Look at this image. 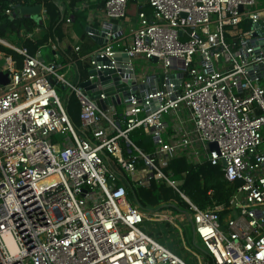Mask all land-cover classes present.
Wrapping results in <instances>:
<instances>
[{
	"label": "built area",
	"instance_id": "2783aa9c",
	"mask_svg": "<svg viewBox=\"0 0 264 264\" xmlns=\"http://www.w3.org/2000/svg\"><path fill=\"white\" fill-rule=\"evenodd\" d=\"M55 1L69 5L67 25L85 13V37L102 33L103 43L62 60L50 39L30 53L0 37V264H188L144 229L176 228L172 216L132 202L126 179L139 200L150 180L173 188L212 264H264V0ZM131 1L137 24L126 29ZM133 60L157 67L137 72ZM73 63L85 80L78 67L77 83L66 78ZM56 84L77 99V127ZM178 158L219 167L233 187L227 202L194 204L169 173Z\"/></svg>",
	"mask_w": 264,
	"mask_h": 264
},
{
	"label": "trees",
	"instance_id": "16d2710c",
	"mask_svg": "<svg viewBox=\"0 0 264 264\" xmlns=\"http://www.w3.org/2000/svg\"><path fill=\"white\" fill-rule=\"evenodd\" d=\"M100 1V2H99ZM98 5L103 3V0H99ZM43 4L47 13V23L46 27L37 26L36 23L28 17H22L16 19H10L4 14L6 8L12 10L23 7V6H34L37 4ZM74 3V1H72ZM94 3H92L93 5ZM146 13H150L149 10L144 9ZM57 7L54 0H0V37H3L10 41L11 43H16L18 46H24L28 49L30 53H34L38 46L43 44V41L48 40V36L51 34L52 37L57 35L56 33V23L57 20ZM85 14L83 12H75L73 14V21L76 22L79 28H82V23H84ZM35 27L42 29L41 34H33L31 38H27L23 35L24 33H29L34 30ZM228 31L234 28H226ZM5 52L9 51L5 47H1ZM74 97L75 101L77 99L72 93L70 98L66 99V109L74 121V109L73 101L71 98ZM78 103V102H77ZM79 106V105H78ZM130 139L132 142L146 151H150L152 146L149 139L143 135L141 130H134L130 133ZM169 173L173 179L181 181L180 190L188 196V198L200 208H205L212 205V203H226L229 195L231 194L233 187L228 184L222 177V173L219 167L210 166L208 164L192 165L187 163L183 158L175 159L171 162L169 166ZM154 180H150L149 185L146 189V194L150 195V201H161L159 200V192H157L156 187L153 185ZM156 183V182H155ZM126 184L128 186L127 193L128 198L134 202L137 201L141 207L146 208V202L144 199H137L135 196V191L131 187L129 180L126 179ZM156 185H163L156 183ZM168 188L167 186H165ZM144 192V190H143ZM179 201L185 206V203L177 196ZM166 201V200H162ZM175 209V208H174ZM156 225V226H155ZM144 229L158 241L164 243L169 249L178 253V251L172 246L168 245L162 239L163 236L169 235L172 237L170 232L174 230V227L169 222H144ZM152 229L155 230V234H152ZM158 233L162 235V238L158 237ZM169 238V237H168Z\"/></svg>",
	"mask_w": 264,
	"mask_h": 264
},
{
	"label": "rangeland",
	"instance_id": "374dc122",
	"mask_svg": "<svg viewBox=\"0 0 264 264\" xmlns=\"http://www.w3.org/2000/svg\"><path fill=\"white\" fill-rule=\"evenodd\" d=\"M128 8H129V6H128ZM136 20H137L136 15L132 14L129 10V13L122 20V23L125 26V28L128 29L129 27L135 26ZM37 32H38V34H41L42 29L40 28V30ZM37 32H36V34H37ZM74 35L76 37H78L80 35V31L74 30ZM48 38H50V41L53 42V37L51 36V34L48 36ZM47 41L46 42L43 41V45L46 44ZM12 44L17 45L16 43H12ZM42 51H43V53L49 52V48H43ZM7 52L9 54L15 56V54L11 50H9ZM133 64L135 67V71H137V72L140 70H146L147 72H149V71H152L153 68L157 67V65L155 63H152L150 61L145 62L142 60H140V61L133 60ZM78 71L80 74V81L85 80L86 75H87L86 74L87 71H85V69H82L80 64H78ZM71 72L73 74H76L75 73L76 71L74 68H71ZM67 74L68 75L66 76V78L71 80L69 73H67ZM71 81L73 83H77L76 79H72ZM54 88L56 90L57 95L66 104V99L70 98L71 94H72L70 92V90L67 88H62L61 84H56L54 86ZM71 101H73V109H74V116H73L74 121H73V123L77 127L79 125V120H78L79 106H78V103L75 101L74 97L71 98ZM155 182L153 185L156 187L157 192H159L160 196L158 199L161 201L151 202L150 201V195L146 194V189H144V188H138L137 192L139 193L140 197L142 199H144V201L146 202V205H149L152 207V210H150V212H153L155 214H157V213L163 214V215H166L168 218H169V216H172V218H169V219L173 223H175L177 227L174 228V230H172L170 232V234L172 236L171 238L169 235H165V236H163L164 238L162 240L164 242H167L166 240H168L167 244L172 246L173 248H175L178 251V254L183 256V259L188 264H197V262L191 256V253L189 251H186L185 248L192 250L195 253H197L201 257L202 264H204L205 262H207L208 264H212L211 259L200 250L201 249V246H200L201 243L199 242L198 238L194 237L192 229L189 226L188 221L186 220L185 216L180 215L179 212L176 209H174V204H182V202L179 201V198L177 197L178 193L173 188L166 185L165 183H163L164 186H162V185H156V183H159V182H156V183ZM180 183H181V181L180 182L178 181V183H177L178 188H180ZM159 184H162V183H159ZM165 186H167L168 188H166ZM143 190H144V192H143ZM162 200H166V201H162ZM158 223H162V222H158ZM152 230H153L152 234H155V230L154 229H152ZM158 237L162 238V235L160 233H158Z\"/></svg>",
	"mask_w": 264,
	"mask_h": 264
},
{
	"label": "crops",
	"instance_id": "0c3cea01",
	"mask_svg": "<svg viewBox=\"0 0 264 264\" xmlns=\"http://www.w3.org/2000/svg\"><path fill=\"white\" fill-rule=\"evenodd\" d=\"M89 1H90V5L93 7H96V6L99 7L102 5V3H100L99 5L97 4L99 0H89ZM54 3H55L57 10H58V12H57L58 14L56 16V19H58V20H57V23L55 26L57 35H55V37H53V42L52 41L51 42L54 43L55 50H56L55 52L59 56V58L61 57L62 60H65L66 57L68 58V56L72 52V48L75 45H80L81 53H83V54L94 49L98 43L94 39H88L87 37H85V34H84V29H85V25H86V15H85V18L83 20L84 23L81 22L82 28H79L78 24L73 21V17H72V23L70 25H67L64 23L62 17H64L66 11L68 10L69 5L66 3H58L57 1H55ZM92 3H94V4L92 5ZM70 4H73V3H70ZM128 9L130 10V12L132 14H135L136 18H137V6H136V3L134 1L130 2ZM129 10L127 11V14L129 13ZM46 23H47V19L44 20L40 26L46 27ZM136 24H137V20H136ZM136 24H135V26H136ZM37 26H39V25H37ZM39 30H40L39 27H35L33 30L34 34ZM74 30L80 31V35L78 37H76L74 35ZM48 39H50V38H48ZM43 48H49V52L43 53V51H42ZM7 49L11 50L9 48H7ZM41 52H42L43 57L50 58L53 51L51 50L50 46L49 47L45 46V47L41 48ZM6 53H8V52L6 51ZM15 56H16V58L18 57L17 55H15ZM78 64H80V63H77V64L73 63L72 64L73 66H71L69 68V70L71 71V68H74L76 71ZM70 79L71 80L76 79V82L78 80V78H76V74H73L72 72L70 73Z\"/></svg>",
	"mask_w": 264,
	"mask_h": 264
},
{
	"label": "water",
	"instance_id": "95a60500",
	"mask_svg": "<svg viewBox=\"0 0 264 264\" xmlns=\"http://www.w3.org/2000/svg\"><path fill=\"white\" fill-rule=\"evenodd\" d=\"M40 12H41L40 4H37L34 6H23V7H19V8L14 9L9 18L10 19H16V18H19L20 16L28 17V18H31L37 25L40 26L42 24V21L39 17ZM85 30H88V27H86ZM101 36H102V33H100V37H94L93 38L99 45L103 43V39ZM115 57H116V59L120 60L124 57V55L117 54ZM151 60L155 61L156 59L154 57H152ZM7 81H8V79H7L6 75L3 74L2 72H0V84H6ZM89 86L90 85H89L88 81H84V82L80 83V87H82L84 89H88ZM209 148L210 149L215 148V144L209 143Z\"/></svg>",
	"mask_w": 264,
	"mask_h": 264
},
{
	"label": "bare ground",
	"instance_id": "6f19581e",
	"mask_svg": "<svg viewBox=\"0 0 264 264\" xmlns=\"http://www.w3.org/2000/svg\"><path fill=\"white\" fill-rule=\"evenodd\" d=\"M37 148H40V145H38ZM56 178H57V176L52 175V176H50V178H48V180L53 181V180L56 179Z\"/></svg>",
	"mask_w": 264,
	"mask_h": 264
}]
</instances>
